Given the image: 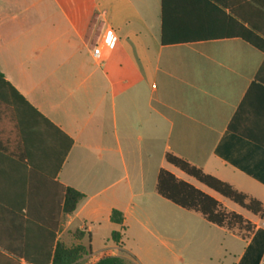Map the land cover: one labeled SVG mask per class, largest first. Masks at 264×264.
<instances>
[{"label": "crops", "instance_id": "0c3cea01", "mask_svg": "<svg viewBox=\"0 0 264 264\" xmlns=\"http://www.w3.org/2000/svg\"><path fill=\"white\" fill-rule=\"evenodd\" d=\"M203 3L167 0L170 28L218 29L222 14ZM228 6L244 21L257 13L250 0ZM162 9L0 0V74L25 99L0 91V252L45 263L63 243L85 248L79 264H264V213L248 217L251 231H229L157 191L165 169L220 196L176 172L173 154L264 207V147L229 130L235 118L264 143V89L251 91L264 54L241 38L163 45ZM107 29L115 41L96 59ZM62 186L84 195L73 214Z\"/></svg>", "mask_w": 264, "mask_h": 264}, {"label": "trees", "instance_id": "16d2710c", "mask_svg": "<svg viewBox=\"0 0 264 264\" xmlns=\"http://www.w3.org/2000/svg\"><path fill=\"white\" fill-rule=\"evenodd\" d=\"M203 8L206 12L217 11L222 15L220 19V26L216 30L211 28H203L199 30L178 31L170 28V20L166 13L167 0H162V33L161 42L163 45H172L176 43L186 42H200L212 41L226 38H241L243 41L259 50L264 54V0H250L253 4L256 15L250 21H244L238 16L228 14L229 10L228 0H203ZM255 88L264 89V62L260 67L255 77L251 91ZM0 91H11L25 99L15 90V88L0 74ZM235 118L229 124V130L243 136L257 145L264 147V143L254 141L251 135L239 131L235 127ZM166 161L185 173L186 175L194 178L198 183L206 186L208 189L219 194L224 199L236 204L243 210L251 213L252 215H261L264 213L262 204L249 197L248 195L236 190L230 184L223 182L209 174L203 172L202 169L192 165L187 160L177 157L173 154L166 155ZM63 206L62 211L65 214H73L79 203L84 199V195L71 187H63ZM158 193L176 204L177 206L196 211L203 215V217L220 227L226 228L229 231L235 232H248L254 228V224L244 218V216L235 211H228L222 203L215 197L202 191L198 187L189 182L177 178L173 173L168 170L162 169L158 176L157 183ZM112 221L117 224L123 223V214L114 210L112 212ZM112 238L115 242H120V234L113 232ZM85 248L77 246L68 248L63 243H59L53 255H49L45 263L38 262L30 256H24L32 264H79ZM22 256L10 257L0 252V264H21L19 259ZM96 264H127L125 259L119 256H105L100 259Z\"/></svg>", "mask_w": 264, "mask_h": 264}, {"label": "rangeland", "instance_id": "374dc122", "mask_svg": "<svg viewBox=\"0 0 264 264\" xmlns=\"http://www.w3.org/2000/svg\"><path fill=\"white\" fill-rule=\"evenodd\" d=\"M20 17H21V16H20ZM174 170H175L176 172H179V173H180V170H179V169H177V168L175 169V168H174ZM185 176H186V175H185ZM193 182H194L195 184H199V183H197L195 180H193ZM215 197L219 199V201L222 203V205H223L228 211H235V212H237V213H240V214H242V215L244 216V218H246L247 220H249L248 217H251V216H252L251 213L247 212L246 210H243L242 208H240V207L237 206L236 204H234V203H232V202H230V201H228V200H226V199H224V198H222V197H220V196L215 195ZM200 218H201V217H200ZM249 221H250V220H249ZM128 257H129L130 259H133V257L131 256V254H130V255L128 254ZM127 264H135V263H133L132 260H130V261L128 260Z\"/></svg>", "mask_w": 264, "mask_h": 264}, {"label": "built area", "instance_id": "2783aa9c", "mask_svg": "<svg viewBox=\"0 0 264 264\" xmlns=\"http://www.w3.org/2000/svg\"><path fill=\"white\" fill-rule=\"evenodd\" d=\"M115 33L112 29H107L104 33L103 36V44L101 46H96L94 49V56L96 59H101L102 58V51L104 47H111L115 41Z\"/></svg>", "mask_w": 264, "mask_h": 264}]
</instances>
